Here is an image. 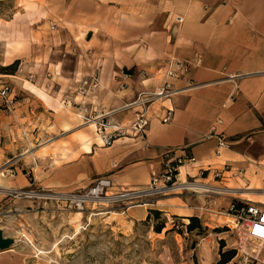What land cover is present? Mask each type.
I'll return each mask as SVG.
<instances>
[{
    "label": "crops",
    "instance_id": "1",
    "mask_svg": "<svg viewBox=\"0 0 264 264\" xmlns=\"http://www.w3.org/2000/svg\"><path fill=\"white\" fill-rule=\"evenodd\" d=\"M75 1V24L87 28L80 30L82 35L94 36L86 41L91 43L90 56L81 55V62L86 60L91 68L76 79L91 83L98 77L97 85L87 86L95 110L118 113L133 106L140 92L157 89L166 80L168 58L186 60L191 66L186 77L173 80V95L151 105L143 132H133L130 125L129 132L111 145L95 140L70 164L48 170L40 184L53 189L82 181L91 185L108 176L117 190L140 189L149 184L153 172L163 171L165 154L172 151L196 158L182 166V175L194 176L200 168L210 174L231 172L247 184L256 181L258 187L245 188H256L260 193L253 195L263 196L259 190L264 189V0ZM0 41H6L1 33ZM33 46L35 42L27 45ZM27 54L13 55L20 59ZM126 69H133V76L123 80L120 75ZM141 69L149 75L141 76ZM167 108L173 109V118L163 122ZM220 138L226 145L220 146ZM225 164L232 166L224 170ZM177 199L186 203L181 197H168L170 208L161 209L167 215H192ZM146 200L121 211L106 209V220L111 218L109 223L123 230L119 220L123 218L131 229L161 201Z\"/></svg>",
    "mask_w": 264,
    "mask_h": 264
},
{
    "label": "rangeland",
    "instance_id": "2",
    "mask_svg": "<svg viewBox=\"0 0 264 264\" xmlns=\"http://www.w3.org/2000/svg\"><path fill=\"white\" fill-rule=\"evenodd\" d=\"M75 3L0 0V33L6 39L0 41V90L10 88L7 97L0 95V228L16 239L10 249L0 250V264H219L222 255L227 258L223 264L229 263L237 254L234 228L240 221L230 207L235 200L248 199L240 192L175 190L155 197L164 212L170 208L166 198H183L186 203L177 202L189 208V216L200 218L202 230L189 231V218L167 212L151 221H136L131 229L120 218L124 228L119 230L104 215L106 209L123 210L117 203L89 204L88 210L80 211L53 198L56 192L84 189L88 182L56 189L40 184L53 166L70 164L95 140L103 144L105 131L130 126L138 112L136 105L118 113L99 107L93 120L80 112L82 103L93 104L90 83L76 78L91 68L86 60L81 62V55L90 56L91 43L86 41L94 36L82 35L80 30L87 28L75 24ZM30 42H35L32 49L27 47ZM15 52L28 54L19 59ZM195 173L183 172L181 179L219 188L258 187L256 181L247 184L231 172ZM250 199L264 202V195ZM164 218L167 227L158 233L153 225ZM168 229L172 230L167 233Z\"/></svg>",
    "mask_w": 264,
    "mask_h": 264
},
{
    "label": "built area",
    "instance_id": "3",
    "mask_svg": "<svg viewBox=\"0 0 264 264\" xmlns=\"http://www.w3.org/2000/svg\"><path fill=\"white\" fill-rule=\"evenodd\" d=\"M179 21L183 19L178 17ZM190 62L171 57L165 61V75L166 80L164 83L153 91L140 92L137 99L133 102L137 106L138 112L136 119L132 122L130 129L133 132H143L148 125L147 112L151 105L161 97H170L176 92L173 86V80L184 78L190 71ZM139 74L141 76H148L145 69H141ZM123 80L129 79L133 76V72L124 70L120 75ZM99 82L98 77L94 76L90 85H97ZM127 86L128 83H122ZM9 86H2L0 95L7 97L9 95ZM80 112L86 120H93V112L96 110L92 107L82 103ZM173 118V109L167 108L165 114L161 117L163 122H169ZM125 127L114 126L113 130L105 131L102 135L105 145H111L119 136H124L128 133ZM220 146L226 145L223 138L219 140ZM196 158L190 155H176L172 151L165 154L164 168L161 172H153L149 184L140 189L128 190L121 188L115 189L113 180L108 176H103L96 179L91 185L84 189L71 192H56L53 198L61 199L69 207L85 211L88 210L89 204H106L117 203L120 208H128L133 205L143 204L148 197H157L167 195L175 190H188L184 184V179H181L182 166L187 162H194ZM232 165L225 164L224 170H229ZM204 168L199 169V173L204 172ZM189 174L186 173V176ZM217 176H224L221 171H216ZM183 183V184H182ZM180 187V188H179ZM264 194V189L259 190ZM244 206L237 210L235 218L240 220L236 224V249L237 254L227 264H264V202H255L250 199H240ZM120 203V204H119ZM231 210L235 209L233 203L230 207ZM241 222V225H239Z\"/></svg>",
    "mask_w": 264,
    "mask_h": 264
},
{
    "label": "trees",
    "instance_id": "4",
    "mask_svg": "<svg viewBox=\"0 0 264 264\" xmlns=\"http://www.w3.org/2000/svg\"><path fill=\"white\" fill-rule=\"evenodd\" d=\"M18 61L19 60H16L11 65H15L16 63H18ZM126 71L133 72V69H126ZM234 204H235V209H234L235 211L239 210L241 207L244 206V203H242L240 201H237V200H235ZM162 214L165 215V212L162 211V210H159L158 208H150L146 220L147 221H151L152 217L159 218ZM174 216L178 217V215H174ZM179 217H181V216H179ZM182 217L189 218L190 222L187 224V228H188L189 231H193V230H196V229H199V230L203 229V225L201 224V220H200L199 217H197V216H182ZM153 227H154V230L156 232L161 233L167 227V219L164 218L162 220V222L154 224ZM171 230L172 229H168L167 233H169ZM222 256H224V257L220 260L219 264H223L224 262L227 261L226 260L227 258L225 257V255H222Z\"/></svg>",
    "mask_w": 264,
    "mask_h": 264
},
{
    "label": "bare ground",
    "instance_id": "5",
    "mask_svg": "<svg viewBox=\"0 0 264 264\" xmlns=\"http://www.w3.org/2000/svg\"><path fill=\"white\" fill-rule=\"evenodd\" d=\"M40 94L42 96H44L43 93L40 92ZM91 124H93V122H91ZM64 126H65V128L67 130H69V128H70L69 124L66 123V124H64ZM102 140H103V138H102ZM103 143H104V140H103ZM86 148H87V151H88V150L91 149V146L86 145ZM184 182H185L184 184L187 186L186 189H188V190H197L198 192H201V191L202 192H216V193H237V192H240L241 195H244V196H246L249 199L252 198V196H254L253 193H257L256 188L254 189V188H245L244 187L245 189L241 188V190H239V189H235V188H231V187H227V186L219 188V187L211 186V185H208L206 183H202V182H198V181L189 182L187 179H184ZM77 214H81V212H77Z\"/></svg>",
    "mask_w": 264,
    "mask_h": 264
},
{
    "label": "water",
    "instance_id": "6",
    "mask_svg": "<svg viewBox=\"0 0 264 264\" xmlns=\"http://www.w3.org/2000/svg\"><path fill=\"white\" fill-rule=\"evenodd\" d=\"M15 242L16 239L14 237L6 236L4 230L0 228V250L10 249Z\"/></svg>",
    "mask_w": 264,
    "mask_h": 264
}]
</instances>
